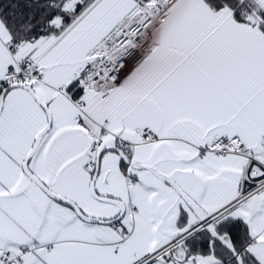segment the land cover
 I'll use <instances>...</instances> for the list:
<instances>
[{"label":"snow or ice","instance_id":"6c2138e0","mask_svg":"<svg viewBox=\"0 0 264 264\" xmlns=\"http://www.w3.org/2000/svg\"><path fill=\"white\" fill-rule=\"evenodd\" d=\"M0 264H264V0H0Z\"/></svg>","mask_w":264,"mask_h":264}]
</instances>
